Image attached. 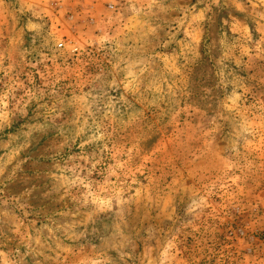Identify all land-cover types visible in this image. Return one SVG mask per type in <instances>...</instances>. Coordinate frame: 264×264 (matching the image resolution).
Listing matches in <instances>:
<instances>
[{"label": "rangeland", "instance_id": "obj_1", "mask_svg": "<svg viewBox=\"0 0 264 264\" xmlns=\"http://www.w3.org/2000/svg\"><path fill=\"white\" fill-rule=\"evenodd\" d=\"M0 264H264V0H0Z\"/></svg>", "mask_w": 264, "mask_h": 264}, {"label": "crops", "instance_id": "obj_2", "mask_svg": "<svg viewBox=\"0 0 264 264\" xmlns=\"http://www.w3.org/2000/svg\"><path fill=\"white\" fill-rule=\"evenodd\" d=\"M35 1V3H39V4H44V3H47V5H48V0H34Z\"/></svg>", "mask_w": 264, "mask_h": 264}]
</instances>
